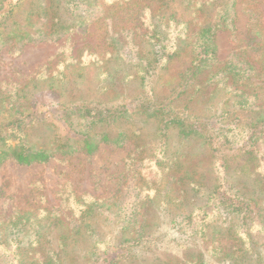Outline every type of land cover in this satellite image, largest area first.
<instances>
[{
  "label": "trees",
  "instance_id": "1",
  "mask_svg": "<svg viewBox=\"0 0 264 264\" xmlns=\"http://www.w3.org/2000/svg\"><path fill=\"white\" fill-rule=\"evenodd\" d=\"M100 1L111 5L102 7ZM247 1V31L237 39L236 6L243 0H32L25 12L21 0H0V45L14 41L21 49L26 43L53 42L100 23L105 35L103 68H99L102 88H112L119 79L134 82L139 89L111 103L69 100L58 104L50 121L46 111L31 110L24 103L29 85L35 90L44 81L50 90L63 89L76 60L81 67L93 59L101 64L95 51L80 57L69 54L61 69L57 66L47 75L33 73L24 84L0 83V166L8 160L22 166L64 161L79 152L92 155L100 144L121 148L134 140L138 151H147L136 161L137 168L150 163L173 171L180 166L178 159L164 164L169 133L196 139L210 149L213 184L204 203H187L188 213L170 221L173 237L182 242L192 236L206 239L216 256L206 251L217 264H264L263 13L258 0ZM70 9L85 15H72ZM219 32L236 41L223 61L218 60L215 44ZM186 50L187 67L177 73L167 92H161L157 87L161 75ZM209 88L212 91L206 93ZM189 91L190 100L221 91L224 106L209 115L189 112L186 104L179 105ZM137 122L150 125L149 132L145 134ZM40 132L46 135L41 143L35 139ZM134 192L138 199L139 191ZM66 200L74 219L66 232L54 235L65 224L58 209H14L7 215L0 210V264H64L73 253L67 248L78 238L90 240L84 255L90 264H122L131 251L134 255L135 249L157 245L158 238L142 224L134 235L122 234L137 223L136 203L127 213L128 204L121 197L111 203L90 194L68 193ZM112 207L117 221L111 223L120 224L122 232L115 251L110 240L93 236L88 223ZM202 257L197 253L194 263L175 264H204ZM153 261L147 264H171L163 257Z\"/></svg>",
  "mask_w": 264,
  "mask_h": 264
},
{
  "label": "rangeland",
  "instance_id": "2",
  "mask_svg": "<svg viewBox=\"0 0 264 264\" xmlns=\"http://www.w3.org/2000/svg\"><path fill=\"white\" fill-rule=\"evenodd\" d=\"M8 1L15 3L16 0ZM30 1L32 0H21L22 12L29 9ZM243 1L242 5L236 6L237 39H242L247 31L248 15L245 11H249L250 4L247 0ZM258 1L263 13L261 24L264 34V0ZM100 4L102 7L111 5L107 1H100ZM70 12L72 15L80 13L79 10L74 12L71 9ZM80 14L82 17L85 15ZM24 16L25 14L20 19ZM101 28H104V25L91 23L88 29H76L56 41L26 43L21 49L20 46L15 45L14 41L0 45V83L24 84L27 82L26 78L33 73L47 75L57 71V66L61 69V62L69 54L80 57L95 51L101 64H94L93 59L81 67L77 66L80 60H76L74 66L69 69L71 72L67 71V83L63 89L57 86L55 90H50L45 87L44 81L37 84L35 90H32V86L29 85L26 89L30 95L24 103L31 110L46 111V117L50 121L49 115L54 114L58 104L69 100L81 98L111 103L120 100L121 97L137 94L139 89L136 83H121L119 79L115 80L112 88L107 90L102 88L104 84L99 76V68H103L102 61L105 55L101 42L105 35ZM235 43L236 41L231 39L228 33L217 34L215 44L219 61H223L231 53ZM188 63L189 53L186 50L161 75L157 84L158 89L163 93L167 92L168 86L173 84L177 73L185 69ZM106 66L109 69L113 67V65ZM210 91L212 88H209L206 93ZM191 92L189 91L179 103V105L186 104L189 112L209 115L224 106L225 95L221 91L212 97L197 94L190 100ZM137 126L143 127L145 134L149 132L150 125L137 122ZM113 130L116 131V128ZM45 138L46 135L42 132L35 136L36 140L40 139L38 140L40 143L44 142ZM138 141L141 142L140 139ZM146 152L138 151L134 140H130L121 148L100 144L92 155L88 156L79 152L69 160H52L46 164L22 166L8 160L0 166V210L7 215L14 209L28 212H35L38 209H58L61 220L65 224L57 231H53L52 235H54L63 232L70 223V219H74L73 212L67 208L70 204L69 200H66L68 193L78 196L90 194L100 199H109L111 203L112 200L121 197L123 203L128 204L127 213L132 206H135V203L137 204L139 208L135 216L137 223L122 233L120 224L112 225L111 223L113 220L117 221L115 215L117 210H114L116 208L112 207L108 211L103 209L104 215H97L94 220L88 221L91 230L94 231L93 236L110 240L111 251L117 250V243L122 234L132 231L131 236L134 235L133 233L140 228L141 224L145 225L146 232L158 238L157 245L135 249L134 255H130L131 251L122 264H147V262H154L155 257L167 258L171 264L185 263L187 260L194 263L196 261L194 255L197 253L203 254L204 264H217L214 263L215 258H210L206 251L208 248L210 253L216 256V253L212 252V245L206 239L192 236L186 242L177 241L173 237L174 225L170 223L171 220H178L181 215L188 213L190 207L186 205L187 203L194 202L195 205H200L205 202L213 184L212 157L209 147L193 138L181 139L171 131L165 155L167 160L164 164L170 165L174 158L178 159L180 166L174 167L173 171L164 165L159 166L161 168L158 169L150 163L138 165L137 168L136 161L144 158ZM190 182L198 185L199 189L193 190ZM135 190L139 191L138 199H134ZM122 191L124 193L121 196ZM178 199H183V202L179 204ZM184 236L186 237L187 234ZM90 238L93 240V237ZM78 240L67 248L73 249V253L68 255L64 264H90L88 259L84 258L90 240L88 238H78Z\"/></svg>",
  "mask_w": 264,
  "mask_h": 264
}]
</instances>
